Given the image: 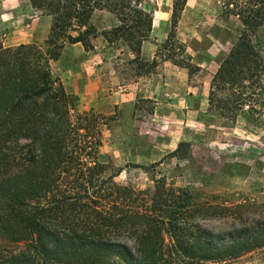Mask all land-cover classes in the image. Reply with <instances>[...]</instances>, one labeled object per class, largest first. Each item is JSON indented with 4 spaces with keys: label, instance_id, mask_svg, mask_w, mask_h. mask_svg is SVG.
<instances>
[{
    "label": "trees",
    "instance_id": "obj_1",
    "mask_svg": "<svg viewBox=\"0 0 264 264\" xmlns=\"http://www.w3.org/2000/svg\"><path fill=\"white\" fill-rule=\"evenodd\" d=\"M186 1L172 0L174 23ZM141 2L29 0L51 18L47 49L0 43V264H219L256 252L264 261V202L235 205L234 231L223 234L202 223L226 217L227 208L170 190L158 199L157 186L141 198L116 184L119 172L99 161L103 118L74 113L72 96L52 75L50 62L65 44L91 51L98 37L125 44L136 62L152 27ZM218 2L240 32L211 80L208 105L233 122L245 108L264 110V55L254 43L264 0ZM95 10L113 14L119 26L96 30ZM165 59L191 74L175 53Z\"/></svg>",
    "mask_w": 264,
    "mask_h": 264
},
{
    "label": "rangeland",
    "instance_id": "obj_2",
    "mask_svg": "<svg viewBox=\"0 0 264 264\" xmlns=\"http://www.w3.org/2000/svg\"><path fill=\"white\" fill-rule=\"evenodd\" d=\"M147 1L154 6L153 0ZM50 27L51 18L32 9L29 0H0L4 47L36 44L45 51ZM239 32V23L222 15L218 0H191L176 23L170 20V42L165 44L166 39L158 48L160 58L175 53L178 62L193 67L191 74L179 67L188 75L186 84L180 86V78L171 76L155 99L140 92L131 115L125 106L107 103L95 111L105 123L99 161L119 172L116 184L129 185L141 198L157 186L158 199L170 190L178 199L227 208L226 217L202 223L223 234L234 231L235 205L264 202V110L245 108L232 122L210 112L208 105L211 80ZM105 42L99 38L92 43L105 61L98 64L105 72L104 93L119 91V85L144 68L132 65L127 54L120 55L129 52L125 44ZM254 43L264 55V27ZM72 98L74 113H84ZM262 258L256 252L219 264H264Z\"/></svg>",
    "mask_w": 264,
    "mask_h": 264
},
{
    "label": "crops",
    "instance_id": "obj_3",
    "mask_svg": "<svg viewBox=\"0 0 264 264\" xmlns=\"http://www.w3.org/2000/svg\"><path fill=\"white\" fill-rule=\"evenodd\" d=\"M153 1L154 6H150L147 0H142L140 4L145 12L151 13L152 27L148 39L141 45L139 59L134 62L132 53H120L127 54L132 65L136 63L143 65V71L138 70L132 80H126L124 84L119 85V91L111 90L104 93L105 72L98 64H104L105 61L103 55L95 53L97 50L95 45L93 50L85 51L79 43L66 44L59 58L51 62L52 75L61 81L68 94L74 96L76 106L78 105L81 110L100 111L102 105L107 103L112 106H125L131 110L129 112L131 115L140 92L145 94V98L155 99L157 89L167 86L171 76L180 78V86L186 84L188 78L186 71L165 60V56L160 58L158 50L159 45L167 39L173 2ZM190 2L191 0L186 1L181 15L185 14ZM90 22L98 31H109L119 26L116 17L105 10H95ZM99 38L104 40L102 37Z\"/></svg>",
    "mask_w": 264,
    "mask_h": 264
}]
</instances>
